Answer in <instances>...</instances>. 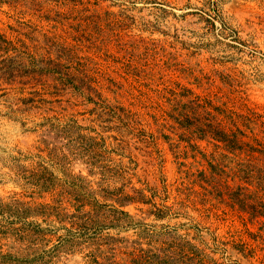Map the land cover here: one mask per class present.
<instances>
[{"label":"rangeland","instance_id":"obj_1","mask_svg":"<svg viewBox=\"0 0 264 264\" xmlns=\"http://www.w3.org/2000/svg\"><path fill=\"white\" fill-rule=\"evenodd\" d=\"M0 34L38 71L0 93V201L62 214L0 213V264L169 259L175 232L215 264H264L261 225L199 178L214 161L232 176L246 154L186 138L197 106L229 130L224 111L264 124V0H0ZM45 172L48 192L32 178ZM33 225L48 235L20 239Z\"/></svg>","mask_w":264,"mask_h":264},{"label":"trees","instance_id":"obj_2","mask_svg":"<svg viewBox=\"0 0 264 264\" xmlns=\"http://www.w3.org/2000/svg\"><path fill=\"white\" fill-rule=\"evenodd\" d=\"M26 53L18 48H15L11 41L6 39L0 34V93L5 94L9 87L15 85H28L30 82L36 81V69L30 71L31 57H26ZM68 74V79H69ZM71 78V77H70ZM71 81L72 80H68ZM91 92V91H90ZM23 103H30V99L23 101ZM200 105V104H199ZM194 106H196L194 104ZM199 112L194 109L188 112V119L192 120L189 132L186 133L187 139L192 146L194 137H200V140L212 139L217 142V147H223L227 151H233L240 154H246L247 160H243L240 164H237L236 171L232 176L226 173V168L219 163L211 162L212 174L207 176L201 174L200 182L203 184L204 192L209 196H216L220 199L221 203H226L233 210L248 215L250 223H257L261 225L264 230V124L261 123L262 117L250 113L247 116L239 115L234 112L224 111L225 123H230L234 130H229L228 126H223L222 121L216 115L208 113L209 108L196 107ZM187 117V116H186ZM196 127V128H195ZM253 127H258V133H254ZM248 132L251 136H248ZM248 140V141H247ZM239 157V156H237ZM44 174L33 173L32 178H35V186L44 192H48L51 184H48L49 178ZM236 182L239 181L236 189H233L229 184L230 178ZM39 184V185H37ZM243 185V186H242ZM124 202H144L143 196L134 198L131 196H124ZM79 203H81L79 201ZM94 211L97 215L101 208L97 204H93ZM38 208H32L29 204L21 202L19 200H12L11 203H4L0 201V213L1 215L9 214L10 216L26 215L27 217L35 216H51L53 213L61 214V208H51L48 205H38ZM81 207H83L81 205ZM162 216V211L158 210ZM125 214L124 212H121ZM26 216H23L26 217ZM96 217V216H95ZM88 213V217L85 218V223L79 225L78 222L73 221V226L78 228L87 229L88 224L94 221V218ZM36 227H31V230L24 231L20 239H26L27 236L35 237L37 240H43L44 236L48 235V231ZM1 229V228H0ZM21 232V231H20ZM2 233V232H1ZM170 239V237H169ZM255 240L262 242L264 245V237L256 235ZM172 249L173 253L169 257L175 264H215V261L211 258L205 250H200L192 241L188 240V236H181L178 233H174L172 237ZM238 250L241 252H249L251 255H255L256 249L252 248L249 244L241 243L237 245ZM142 254L137 256L130 262V264H168L169 259L165 256L162 259L161 250L140 251ZM9 256V255H8ZM12 257V256H10ZM17 264H27L26 260L20 261L15 259ZM34 262V261H30ZM98 264V262H95Z\"/></svg>","mask_w":264,"mask_h":264}]
</instances>
